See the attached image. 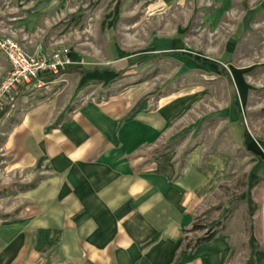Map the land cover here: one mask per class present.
<instances>
[{"label": "rangeland", "instance_id": "rangeland-1", "mask_svg": "<svg viewBox=\"0 0 264 264\" xmlns=\"http://www.w3.org/2000/svg\"><path fill=\"white\" fill-rule=\"evenodd\" d=\"M162 1L62 0L26 33L25 0H0V38L43 63L30 84L2 93L10 65L0 51V264H78L59 257L58 239L35 220L54 172L42 143L73 112L111 103L124 109L122 121L173 113L135 154L140 171L166 157L176 180L189 159L209 174L203 198L162 215L187 216L181 245L213 230L226 250L221 264H264V0ZM38 111L46 118L35 125ZM25 124L40 140L16 133Z\"/></svg>", "mask_w": 264, "mask_h": 264}, {"label": "crops", "instance_id": "crops-1", "mask_svg": "<svg viewBox=\"0 0 264 264\" xmlns=\"http://www.w3.org/2000/svg\"><path fill=\"white\" fill-rule=\"evenodd\" d=\"M61 1L25 0L31 14L19 22L24 32H34ZM123 110L117 103L106 108L89 105L43 140L54 172L43 193V212L35 220L46 228V237L58 239L59 257L78 264H221L226 250L214 239L188 249L181 245L179 232L188 223L185 214L177 221L162 220L164 211L172 208L183 214L180 205L210 191L205 168L189 159L185 174L176 180L169 158L159 159L153 172L140 171L133 161L141 147L168 128L173 113L164 118L162 108L122 121ZM33 116L35 125L46 118L44 111ZM24 130L16 133L28 142L40 140L36 130L26 124ZM205 185L207 193L202 191ZM182 216L186 222L180 225ZM173 231L178 247L168 253Z\"/></svg>", "mask_w": 264, "mask_h": 264}, {"label": "built area", "instance_id": "built-area-1", "mask_svg": "<svg viewBox=\"0 0 264 264\" xmlns=\"http://www.w3.org/2000/svg\"><path fill=\"white\" fill-rule=\"evenodd\" d=\"M0 51L5 55L10 65L9 75L1 88L2 93H9L19 85L30 84L38 76V72L43 67L42 61L39 63L35 62L31 56L23 51L20 44L10 36L0 38ZM54 58L57 59L58 56ZM54 70H56V66ZM40 86L41 83L36 85V87Z\"/></svg>", "mask_w": 264, "mask_h": 264}, {"label": "trees", "instance_id": "trees-1", "mask_svg": "<svg viewBox=\"0 0 264 264\" xmlns=\"http://www.w3.org/2000/svg\"><path fill=\"white\" fill-rule=\"evenodd\" d=\"M83 73H84V71H81V74H83ZM197 230H200V227H198L197 225L193 224L190 227L191 232L197 231ZM216 235H217V231L209 230L207 233L203 234L200 238H198L195 242L187 244L185 248L188 249V248L196 247L200 244L208 243V242L212 241Z\"/></svg>", "mask_w": 264, "mask_h": 264}, {"label": "bare ground", "instance_id": "bare-ground-1", "mask_svg": "<svg viewBox=\"0 0 264 264\" xmlns=\"http://www.w3.org/2000/svg\"><path fill=\"white\" fill-rule=\"evenodd\" d=\"M101 127V126H100ZM111 133V132H110Z\"/></svg>", "mask_w": 264, "mask_h": 264}]
</instances>
